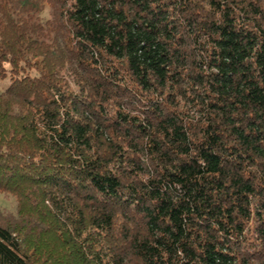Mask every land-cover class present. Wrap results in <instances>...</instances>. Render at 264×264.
<instances>
[{
	"label": "trees",
	"instance_id": "1",
	"mask_svg": "<svg viewBox=\"0 0 264 264\" xmlns=\"http://www.w3.org/2000/svg\"><path fill=\"white\" fill-rule=\"evenodd\" d=\"M0 189L54 263L264 264V0H0Z\"/></svg>",
	"mask_w": 264,
	"mask_h": 264
},
{
	"label": "rangeland",
	"instance_id": "2",
	"mask_svg": "<svg viewBox=\"0 0 264 264\" xmlns=\"http://www.w3.org/2000/svg\"><path fill=\"white\" fill-rule=\"evenodd\" d=\"M37 211L29 200H19L14 194L0 189V221L15 228L23 227L19 235L35 264H58L50 259L62 257L65 240L51 225H45ZM30 221L32 224L27 226Z\"/></svg>",
	"mask_w": 264,
	"mask_h": 264
}]
</instances>
